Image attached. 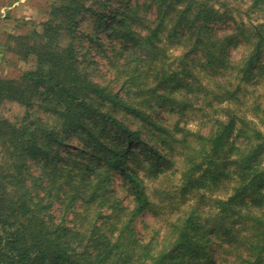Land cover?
<instances>
[{"label":"trees","instance_id":"16d2710c","mask_svg":"<svg viewBox=\"0 0 264 264\" xmlns=\"http://www.w3.org/2000/svg\"><path fill=\"white\" fill-rule=\"evenodd\" d=\"M226 1L55 0L40 30L13 37L8 50L35 64L18 78H0V108L8 101L27 109L18 122L0 114V264H218L210 254L213 238L234 245L240 264H264L260 102L252 108L255 122L228 112L206 135L164 123V112L179 118L191 107L174 95L191 86L166 71L168 44L183 46L185 55L202 54L205 66L235 71L234 89L218 102L237 100L244 85L264 78V22L216 33V23L233 20ZM249 8L264 16V0H250ZM85 18L128 50L124 83L135 102L93 79L79 62L75 41L85 35ZM240 42L248 51L233 62L228 49ZM173 155L181 159L179 202L190 190L227 186L212 203L216 213L200 216L187 206L167 223L161 241L156 234L143 242L136 219L145 211L158 214L161 198L173 196L157 188L154 202L137 167L146 160L158 178ZM115 177L127 186L129 208L109 196ZM46 197L62 208L56 220L44 213ZM67 212L74 226L65 223Z\"/></svg>","mask_w":264,"mask_h":264},{"label":"rangeland","instance_id":"374dc122","mask_svg":"<svg viewBox=\"0 0 264 264\" xmlns=\"http://www.w3.org/2000/svg\"><path fill=\"white\" fill-rule=\"evenodd\" d=\"M226 3L228 15L233 20L216 23L214 26L216 33L220 35L229 33L241 22L247 26L264 22L262 13L254 12L249 8L250 0H227ZM53 4H55V0H0V78H18L22 72L34 67L35 60L33 57L22 60L9 51L7 46L11 45L10 41L14 42L13 37L26 35L33 27L40 30L41 25L38 24L48 18V12ZM152 14L149 11L148 17H151ZM81 30L85 32V35L81 33L75 41L79 62L83 60L86 71L93 79L101 83H108L113 91L123 95L128 101L135 102L136 99L132 98L131 94L126 96L128 87L124 83V68L128 61L126 59L127 54H129L128 50L122 47V43L118 38L108 36L103 30L93 31L90 20L87 18L83 19ZM87 32H91L93 36L99 35L102 39L99 43L89 42L88 37H86ZM11 35L13 36L10 37ZM248 48L247 42H240L229 48V59L233 62L238 61L240 57L247 53ZM86 51V60H84L83 54ZM186 51L187 49L181 45L168 44L167 57L164 62L168 73L178 72L190 84L191 89H187L189 91L179 88L174 92V95L179 100L191 103V107L179 118L177 113L164 112L165 125L172 126V124L178 123V126L182 129L206 135L215 119L226 120L228 112L237 113L239 116L244 115L246 119L256 120L252 108L259 101L264 109V78L256 81L258 78L256 76L253 83L244 85L243 90L237 92V100L218 102L217 100L225 90L234 89L237 83L235 71L231 72L230 69L205 66L202 54L189 53L185 55ZM262 62H264V58ZM116 68L120 69L117 71ZM183 68L187 69V73L183 74ZM150 82L151 80H146L147 84H150ZM26 111L27 109L22 106L8 101L4 102L0 108L1 116L11 122H18ZM154 116L158 117L159 114L155 113ZM181 132L178 131V134ZM171 160L172 166H170L171 164L167 165L168 169L165 175L161 174L158 178H154L149 171L146 160L141 167H137L138 175L154 202L159 201V197L155 192L157 188L166 190L168 194L173 196L172 201H169L168 198L166 200L161 198L163 203L160 204L158 214L145 211L136 219V234L143 242H147L152 235L156 236V234L158 241H161V237L165 235L169 228L167 223L175 221L181 215V210H186L187 206L197 209L200 216H204L206 213H216L212 203L217 197L222 196L225 186H227L224 184L221 188L210 187L204 190H190L182 199L184 202L181 203L178 199L180 195H178L179 168L177 167L181 159L179 156L173 155ZM172 172H176L175 175ZM168 194L162 195V197L168 196ZM109 196L112 199H118L119 204L124 207L129 208L132 206L127 186L120 177L114 178L110 186ZM44 202L49 204L48 209H45L44 212L46 216L49 213L56 220L62 215V208L58 200L46 197ZM79 209L76 205L75 210L79 211ZM104 210L106 209L104 208ZM71 219L72 212H67L65 223L68 226H74L75 224ZM210 250L211 256L218 264H240V261L235 257L237 253L235 246L232 244L213 238Z\"/></svg>","mask_w":264,"mask_h":264}]
</instances>
